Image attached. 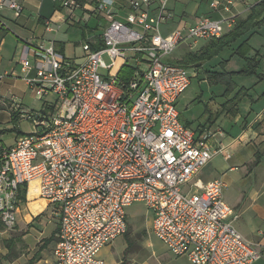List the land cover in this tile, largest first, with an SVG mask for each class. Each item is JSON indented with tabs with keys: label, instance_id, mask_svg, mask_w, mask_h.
<instances>
[{
	"label": "built area",
	"instance_id": "built-area-1",
	"mask_svg": "<svg viewBox=\"0 0 264 264\" xmlns=\"http://www.w3.org/2000/svg\"><path fill=\"white\" fill-rule=\"evenodd\" d=\"M258 1L213 0L218 18L166 32L173 18L166 2L154 9V0H132L122 21L113 0H54L69 20L81 12L106 23L98 40L83 41L80 63L56 51L54 42L23 48L21 71L43 105L22 112L33 125L30 134L13 147L0 144L4 232L17 226L25 185L36 187L59 217L53 264H107L99 254L126 235L127 208L134 203L147 207L154 235L176 258L191 264L264 260V245L237 229L241 215L226 201L225 183L200 178L225 152L224 133L205 129L198 135L182 123L178 102L192 74L168 61L182 45L223 37L237 23L233 8ZM5 8L16 16L23 12L21 0H0V11ZM4 24L0 18V28ZM51 24L46 20L48 29ZM124 66L133 68L128 80L120 76ZM21 109L14 103V112Z\"/></svg>",
	"mask_w": 264,
	"mask_h": 264
},
{
	"label": "crops",
	"instance_id": "crops-1",
	"mask_svg": "<svg viewBox=\"0 0 264 264\" xmlns=\"http://www.w3.org/2000/svg\"><path fill=\"white\" fill-rule=\"evenodd\" d=\"M113 1V12L116 13V18L124 21L132 0ZM212 1L213 0H154L153 7L156 9L163 2L167 3V7L172 13L173 18L167 23L164 29L166 32H170L181 24L195 25L205 16L218 18L219 14L211 8L210 3ZM21 3L23 5V12L19 16H16L14 11L8 8L0 11V18L5 23L0 28V76L7 75L0 80V144L5 147H7V145L4 143L3 137L7 133L15 132L17 134L14 141L15 143L30 134H24L19 128L20 123L26 120L21 117L22 112L38 111L42 109L43 105L29 88L25 75L21 71L20 56L24 46L31 44V46L36 47L37 44L42 42H46V44L54 42L56 51L63 54L67 59L76 60L80 63L83 56H77L76 54L67 55L66 50L68 43H70L69 40L72 39V33L70 32L73 30V26L78 29L79 27L76 26V23L81 22L82 24L85 15L89 16L88 14H84V18H82L81 15L83 14H81L69 20L60 5L55 3L54 0H21ZM253 5L240 4L234 7L232 13L237 15V21L246 19ZM91 18L97 20L98 27L100 23L105 26V20L101 22L102 19L89 16L88 20H86L89 26L86 38L83 36L81 28H79L80 30L78 29L80 33H77L82 36L81 39L83 41L86 39L96 41L100 38L101 34L98 36L92 34L95 29L89 25V20ZM48 19L52 20L50 29L46 26V20ZM254 32L258 36H263L264 26H259ZM68 37H70V39ZM202 42L206 43L205 41ZM202 42H200V44ZM207 44L208 43L201 48L205 47ZM94 46L97 47V44H92L93 48ZM179 51H181L179 56L173 57L175 56V54H173L171 57V59L174 58V61L171 60L170 57L168 61L180 63L187 53L184 51V48ZM257 53L258 55L261 54L260 49L252 48L248 57L253 59L256 57ZM181 56L183 57L181 58ZM34 60V57L31 56V61ZM175 60L179 61L176 62ZM207 62H204L202 66L195 67H206ZM187 68H189L192 78L197 77L198 73L194 66ZM230 71H232V69ZM31 75L33 76L34 73L32 72ZM256 84H258V81ZM247 89L250 90V88ZM248 95L251 96V98L244 99L245 102L243 104L240 100L229 102L231 98H224L222 101L218 100V107L215 110H210L207 117L198 121L197 129L199 130L196 129L194 131L199 135L205 129L211 128L212 131L216 133L219 131L224 133V136L220 138V142L225 152L216 155L212 159L208 166L201 171L200 178L204 182L221 179L225 183L223 177H229V182L236 187L237 194L232 201H226L237 209L241 215L240 220L236 224L237 229L247 239L264 245V101L259 99V97H253L250 92H248ZM220 96H223V94L215 95L213 99L217 100ZM197 99H194L193 102ZM198 100H200V98ZM14 103H19L21 105L22 109L20 112L13 111ZM224 104L227 105L223 106ZM14 113L16 118L13 116ZM182 123L184 122L182 121ZM184 124L190 127V123L188 124L186 122ZM10 147L13 146L8 145L7 148ZM257 161H259V164L255 163L256 166L250 171V166ZM210 167H212L210 175H205V170ZM31 193L32 190L30 187H27V195ZM241 200H245L243 208H240ZM22 212V208H20L18 212L19 219L22 217V215H20ZM56 243H47L48 246L44 245L32 251V264H53L55 260L54 251ZM31 259L26 261L22 258H16V260L10 262V264H28ZM116 264H118V262H116ZM256 264H264V260Z\"/></svg>",
	"mask_w": 264,
	"mask_h": 264
},
{
	"label": "rangeland",
	"instance_id": "rangeland-1",
	"mask_svg": "<svg viewBox=\"0 0 264 264\" xmlns=\"http://www.w3.org/2000/svg\"><path fill=\"white\" fill-rule=\"evenodd\" d=\"M81 14L82 13L79 12L77 16H80ZM88 17L89 16L85 15V20H88ZM101 22L104 21L101 20ZM89 23L92 28H95L98 24L95 18H91ZM82 24L85 25V22L83 21ZM73 27V30H70V33H72V39L68 37L70 43L67 45L66 54H76L77 56L82 57L84 56L82 48L83 40L81 39L82 36L77 34L80 33V31H78L79 28L76 29L77 27ZM103 28V24L100 23V26L95 29L92 34L98 36L103 32ZM254 30L237 40L231 46L219 52L207 62L206 67L194 66L198 75L197 77L192 78L188 89L180 97L178 102L181 119L184 123H190L191 129L196 130L198 128V121L207 117L210 110H215L218 107L217 105L219 104V101L224 100V98H231V101H235V96L242 88L244 89L241 93L243 99V101L241 100L242 104L245 102L244 99L251 98V96L248 95V92H250L253 97H259V99L264 101V80H261L258 77L259 74H264V35L258 36ZM246 39L247 45L249 46L247 57L252 48L260 49L261 53L260 55L257 53L256 57L253 58L259 63V66L257 68V73L252 75L238 74V72L246 66L247 62L242 55L234 54L237 47ZM205 42L209 43L208 41ZM206 43L202 42L200 44L199 42L192 46L182 45L174 51L173 54H175V56H173V54L172 56H179V53L181 52L179 50L182 48H184L186 53L197 52ZM182 57L183 56H181V58ZM103 58L107 64H110L107 55H104ZM171 60L174 61V58ZM175 61L177 62L179 60ZM128 64L135 66L136 63H133L132 61ZM231 69L232 71H230ZM100 72L107 73L104 69H101ZM210 73L221 75L227 74L228 77L231 76V81L236 85V89L230 91L229 94L224 95L226 90L225 84L221 81H217L215 78H210ZM257 81L258 84H256ZM247 88H250V90ZM219 94H223V96L218 97L219 99L217 100L213 99L215 95ZM197 98H200V100ZM194 99L197 100L193 102ZM19 128L24 134L33 131V125L29 120L22 121ZM16 135L15 132H9L3 137L4 143L7 147L8 145L15 146L16 143L14 141ZM255 163L256 162L250 166V171L256 166ZM211 170L212 167L205 170V175H210ZM223 180L226 184L224 188L225 199L232 201L236 197L237 189L231 184V182H229L228 176H224ZM244 201L245 200L240 201V208H243ZM19 206L22 208L23 212L20 214L22 217H20V219L18 217V221L22 224L17 223L15 230L10 232H4L0 226V264H10V262L16 260V258H22L27 261L32 258V251L47 245V243L50 244L53 242L55 244L58 241L59 217L54 213L48 202L39 198L36 187L32 186V193L27 195L26 201H20ZM127 213L129 229L126 235L117 239L113 244L103 248L99 254L107 264H116V262H118V264L122 262L125 264H191L186 258H176L173 256L165 245L154 235L152 231L151 213L144 204L134 203L127 208ZM8 240L14 241L13 254L9 257L8 249L6 248V242Z\"/></svg>",
	"mask_w": 264,
	"mask_h": 264
},
{
	"label": "trees",
	"instance_id": "trees-1",
	"mask_svg": "<svg viewBox=\"0 0 264 264\" xmlns=\"http://www.w3.org/2000/svg\"><path fill=\"white\" fill-rule=\"evenodd\" d=\"M260 25H264V0H259L257 3H255L251 7V12L248 15V17L246 19L238 20L232 31H230L228 34L224 35L221 38L212 39L205 47L201 48L197 52L187 53L180 61V64L185 67L202 66L204 62L211 60L223 49L231 46L237 40L247 35L249 32H251ZM76 26L82 29L83 36L86 38V33L89 26L87 24L82 25L81 22L76 23ZM97 28L98 27L93 29H97ZM100 47L101 44L97 45V47L94 46V48H100ZM248 51H249V46L247 45V39L244 40L235 50L234 54L242 55L247 62L246 66L241 71H239L238 74L252 75L257 73V68L259 66V63H257L255 59H250L247 57ZM132 69L133 68L130 66H124L120 72L121 78L124 80H128L129 75L133 71ZM209 77L215 78L217 81H221L225 84L226 90L224 95L229 94L230 91L236 89V85L231 81V76L228 77L227 74L221 75L216 73H210ZM258 77L259 79L264 80V74H259ZM243 90H244L243 88L239 90V92L235 96L234 99L235 101L242 100L241 93L243 92ZM235 101H229V102H235ZM13 116L16 118L15 113ZM256 164H259V161H257ZM19 200L21 202L27 200V187L25 185L20 188ZM1 228L3 229L2 226ZM13 244H14L13 240H8L6 242V248L8 249V257L11 254H13ZM28 264H32V259L29 261ZM120 264H125V263L122 262Z\"/></svg>",
	"mask_w": 264,
	"mask_h": 264
},
{
	"label": "water",
	"instance_id": "water-1",
	"mask_svg": "<svg viewBox=\"0 0 264 264\" xmlns=\"http://www.w3.org/2000/svg\"><path fill=\"white\" fill-rule=\"evenodd\" d=\"M81 60H83V58Z\"/></svg>",
	"mask_w": 264,
	"mask_h": 264
}]
</instances>
